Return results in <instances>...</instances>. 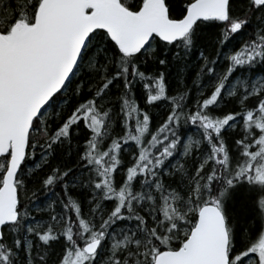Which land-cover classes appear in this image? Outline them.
I'll use <instances>...</instances> for the list:
<instances>
[{
	"label": "snow or ice",
	"instance_id": "snow-or-ice-1",
	"mask_svg": "<svg viewBox=\"0 0 264 264\" xmlns=\"http://www.w3.org/2000/svg\"><path fill=\"white\" fill-rule=\"evenodd\" d=\"M0 264H264V0H0Z\"/></svg>",
	"mask_w": 264,
	"mask_h": 264
},
{
	"label": "trees",
	"instance_id": "trees-1",
	"mask_svg": "<svg viewBox=\"0 0 264 264\" xmlns=\"http://www.w3.org/2000/svg\"><path fill=\"white\" fill-rule=\"evenodd\" d=\"M45 198L44 197H41V200L43 201Z\"/></svg>",
	"mask_w": 264,
	"mask_h": 264
}]
</instances>
